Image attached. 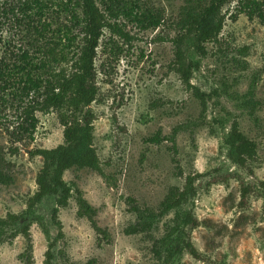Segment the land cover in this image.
I'll list each match as a JSON object with an SVG mask.
<instances>
[{
	"label": "rangeland",
	"instance_id": "1",
	"mask_svg": "<svg viewBox=\"0 0 264 264\" xmlns=\"http://www.w3.org/2000/svg\"><path fill=\"white\" fill-rule=\"evenodd\" d=\"M50 1L42 17L48 29L44 33L64 42L65 25L71 22L63 5L72 9L73 0ZM103 1L96 3L108 15ZM207 1L133 0L139 6L131 16L119 8L117 18L109 19L130 38L105 28L96 50L97 93L84 110L94 115L92 146L100 171L65 170L62 179L72 192L65 206L57 205L55 196H45L27 208L43 163L30 152L63 141L57 112L36 110L29 138L17 132L32 93L21 100L0 94L7 100L0 99V167L7 177L0 183V218L12 213L20 215V222H30L29 240L17 226L4 230L0 264H47L46 251L54 240L52 264L89 259L95 264H264V0H255V10L253 0H227L220 9L222 30L215 41L205 43V55L193 49L191 34L185 39L190 83L207 94L201 114L199 100L172 69L171 39L189 14L196 16V6ZM5 4L15 11L0 29V59L13 61L20 46L31 53V44L41 40L15 28L20 1ZM143 12L153 13L160 23L144 28L133 18ZM70 30L75 36L71 48L77 51L82 31L79 26ZM234 119L257 147L245 167L227 157L225 140ZM155 135L158 142L148 140ZM13 147L18 151L10 152ZM187 175L195 177V193L156 217L151 228L134 231L132 207L158 212L168 190L181 188ZM242 186L249 189L243 202ZM75 189L94 209L92 219L100 230L89 215L78 213ZM187 212L196 226L183 223ZM186 241L199 258L188 253Z\"/></svg>",
	"mask_w": 264,
	"mask_h": 264
},
{
	"label": "trees",
	"instance_id": "2",
	"mask_svg": "<svg viewBox=\"0 0 264 264\" xmlns=\"http://www.w3.org/2000/svg\"><path fill=\"white\" fill-rule=\"evenodd\" d=\"M19 1L21 4L17 8L19 16L14 17L15 28L25 31L26 34H36L41 41L39 44H31L33 46L31 53L25 47L20 46V52L15 54L13 61L0 59V94L7 93L13 98L21 100L32 93V100L27 102L21 111L23 116L18 124L17 132H26L29 138L32 137L36 127L37 118L34 115L36 110L53 109L57 112L58 121L63 127V141L52 149L37 148L30 152L31 155L41 156L43 163L36 175L37 188L28 198L27 208L31 210L45 196H55L57 205L65 206L72 192L71 187L62 179L64 171L72 167L100 171L99 160L95 148L92 146L94 115L84 108L92 103L97 93L95 57L103 29L106 28L112 33L129 39L130 37L120 24L109 19L117 18L119 8L124 15L131 16L133 8L139 5L133 0H130V7L127 6L126 0H106L103 1V4H106L105 11H108V15H106L96 0H73L72 9L69 5L64 4V10L70 12L71 24L65 25L67 31L63 33V42L61 39L54 41L51 37L47 38L44 33L48 29H46L47 24L42 21V17L45 16L47 4L53 1ZM226 1L208 0L206 4L196 6V16L189 14L180 26L181 31L171 39L174 48L172 69L179 74L181 81L193 91L199 100L201 114L206 109L207 94L190 83L191 69L187 64L184 41L191 34L193 49L200 55H205V43L215 41L222 30L224 17L220 14V9ZM5 3L6 0H3L0 4V29L6 23L5 20L9 18L8 16L15 11L14 5L6 7ZM251 5L254 6V10L255 7L258 8L255 0L251 2ZM133 18L140 22L144 28L156 27L160 23V18L150 12L134 14ZM72 26H79L82 31V43L77 51H73L71 48L75 41V36L69 35ZM0 99L2 102H7L5 97ZM148 140L158 142L159 138L155 135ZM225 143L229 148L227 157L236 166L245 167L247 163L254 160L256 143L240 131L236 119L231 122ZM17 151V147L10 149V152ZM6 180L7 177L0 167V183H4ZM194 180L193 175H187L181 188L171 187L160 202L158 212L133 206L132 210L137 218L136 224L132 227L133 230L149 229L153 226L156 217L179 208L188 196L195 193ZM248 190V187L242 186L241 202L246 198ZM75 192L78 213L89 215L92 226L96 230H100L92 219L94 209L85 202L80 191L75 189ZM53 216L55 217V209ZM20 218V215L12 213L7 214L5 218H0V240L4 230L9 226H17L18 231L28 240L30 239V222L26 220L20 222ZM197 222L190 212L185 213L184 224L196 226ZM130 230L127 229L129 232ZM54 244L55 240L49 244L46 251L47 264H52L51 247ZM184 246L191 256L200 257L190 241H186ZM68 264L77 263L70 262ZM82 264H95V260L89 259Z\"/></svg>",
	"mask_w": 264,
	"mask_h": 264
}]
</instances>
